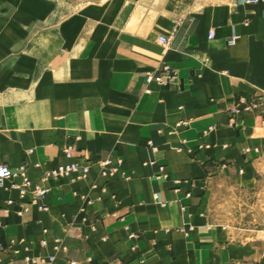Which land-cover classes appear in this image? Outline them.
Instances as JSON below:
<instances>
[{"label": "crops", "instance_id": "obj_1", "mask_svg": "<svg viewBox=\"0 0 264 264\" xmlns=\"http://www.w3.org/2000/svg\"><path fill=\"white\" fill-rule=\"evenodd\" d=\"M66 145L89 171L41 181ZM0 162L48 187L0 188L3 264H264V1L0 0Z\"/></svg>", "mask_w": 264, "mask_h": 264}, {"label": "built area", "instance_id": "obj_2", "mask_svg": "<svg viewBox=\"0 0 264 264\" xmlns=\"http://www.w3.org/2000/svg\"><path fill=\"white\" fill-rule=\"evenodd\" d=\"M264 0H235L237 4H257ZM212 32L209 33V37L212 36ZM157 40L159 43L163 45H167L169 40L164 35H159L157 37ZM229 44L234 43V36L233 38H230L228 40ZM174 77V73L172 69L167 64H164L161 67V70L159 73H154L152 71H147L144 74V81L146 84H149L151 82H155L160 85L168 86L172 83ZM182 124L181 121L177 123V126H180ZM211 129V127H208L207 130ZM207 130L203 131V134L207 132ZM148 147L151 149L152 152H156L158 150L157 146L153 143L151 139L147 142ZM72 146L66 145L62 148L63 154L66 158L70 159L69 161L65 163H61L57 165L56 167L45 169L41 174V181H49V180H58L63 177H75V176H83L89 171L88 165H82L73 159L72 154ZM177 149H180L179 147ZM155 160H151L149 163H154ZM121 162L120 159H116L115 163L110 157H106L103 159H100L97 161L99 165V175L105 177L106 179L113 178L118 169V165ZM122 174V173H121ZM123 175V174H122ZM124 177H127L123 175ZM168 176V173L164 170V167L162 165L158 166V174L157 177L166 178ZM18 179V181H16ZM0 188H15L18 191V200H14L13 198H8L6 200L7 205L16 204L18 205V208L16 210L17 213H23L28 211L29 205L31 204H37L38 208H45L44 205L39 204V200L44 197L48 191V187L44 186L41 183L34 182L28 175V168L26 163H21L17 167L13 168L10 167L7 163L0 162ZM189 196V193L186 194ZM153 199L160 202L161 204H165L164 201H161L158 198V195L155 193L153 195ZM184 207L182 206V209ZM45 242L44 239L41 240V244ZM24 248H27L28 245L25 244L23 246ZM4 252V246L0 242V264H3L1 262V255ZM40 261H43V258L39 259ZM54 258L52 256L48 257V261L52 262ZM32 261L37 262V259L33 258ZM68 264H83L79 261L71 260L68 262Z\"/></svg>", "mask_w": 264, "mask_h": 264}, {"label": "rangeland", "instance_id": "obj_3", "mask_svg": "<svg viewBox=\"0 0 264 264\" xmlns=\"http://www.w3.org/2000/svg\"><path fill=\"white\" fill-rule=\"evenodd\" d=\"M106 0H52V3L54 5V7L56 9H58V11L60 12V17L64 16L67 13L73 12L77 9H80L81 7H84L90 3H102L105 2ZM59 17V16H57ZM249 98V97H248ZM257 101L253 102L256 103ZM241 104H245V103H241ZM248 106H252L250 105V103H248ZM207 130V129H204ZM203 130V131H204ZM210 130V129H209ZM209 130H207L206 133L209 132ZM149 140V139H148ZM147 140V142H148ZM152 140V139H151ZM153 141V140H152ZM154 143V142H153ZM155 144V143H154ZM156 145V144H155ZM148 146V145H147ZM157 146V145H156ZM158 148V147H157ZM178 148V147H177ZM150 149V148H149ZM151 150V149H150ZM246 151V150H245ZM152 152V151H151ZM154 153V152H153ZM164 167L163 164H160Z\"/></svg>", "mask_w": 264, "mask_h": 264}, {"label": "bare ground", "instance_id": "obj_4", "mask_svg": "<svg viewBox=\"0 0 264 264\" xmlns=\"http://www.w3.org/2000/svg\"><path fill=\"white\" fill-rule=\"evenodd\" d=\"M17 180H18V179H17ZM17 180H16V181H17ZM13 189H15V188H13ZM16 190H17V189H16ZM33 205L36 206V207L38 208L37 204H33ZM23 213H24V212H23ZM18 214H19V213H18Z\"/></svg>", "mask_w": 264, "mask_h": 264}]
</instances>
